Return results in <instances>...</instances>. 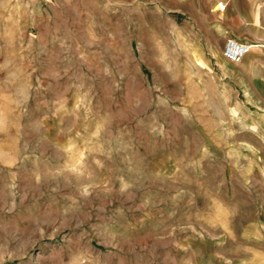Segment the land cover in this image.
Returning <instances> with one entry per match:
<instances>
[{
    "label": "rangeland",
    "instance_id": "rangeland-1",
    "mask_svg": "<svg viewBox=\"0 0 264 264\" xmlns=\"http://www.w3.org/2000/svg\"><path fill=\"white\" fill-rule=\"evenodd\" d=\"M217 1L0 0V264H264V0Z\"/></svg>",
    "mask_w": 264,
    "mask_h": 264
},
{
    "label": "built area",
    "instance_id": "built-area-1",
    "mask_svg": "<svg viewBox=\"0 0 264 264\" xmlns=\"http://www.w3.org/2000/svg\"><path fill=\"white\" fill-rule=\"evenodd\" d=\"M220 10H223V8H220ZM252 47L253 44L251 43L240 42L230 37L226 39L223 54L228 60L237 63L250 52Z\"/></svg>",
    "mask_w": 264,
    "mask_h": 264
},
{
    "label": "bare ground",
    "instance_id": "bare-ground-1",
    "mask_svg": "<svg viewBox=\"0 0 264 264\" xmlns=\"http://www.w3.org/2000/svg\"><path fill=\"white\" fill-rule=\"evenodd\" d=\"M220 8H223V10H225L226 6H225L224 1L218 0L212 7V10H211L212 14L215 15L216 17H219L220 15H222V14L216 15V13L220 10Z\"/></svg>",
    "mask_w": 264,
    "mask_h": 264
}]
</instances>
